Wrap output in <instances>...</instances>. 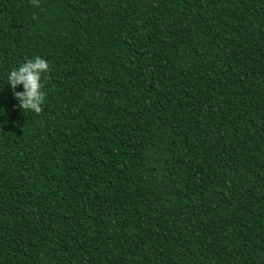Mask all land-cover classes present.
I'll list each match as a JSON object with an SVG mask.
<instances>
[{"label":"trees","instance_id":"1","mask_svg":"<svg viewBox=\"0 0 264 264\" xmlns=\"http://www.w3.org/2000/svg\"><path fill=\"white\" fill-rule=\"evenodd\" d=\"M0 264H264V0H0Z\"/></svg>","mask_w":264,"mask_h":264},{"label":"clouds","instance_id":"2","mask_svg":"<svg viewBox=\"0 0 264 264\" xmlns=\"http://www.w3.org/2000/svg\"><path fill=\"white\" fill-rule=\"evenodd\" d=\"M40 0H31L33 6H38ZM51 68L46 59L36 56L34 59H27L18 68H13L8 73V85L13 90V96L19 101L20 107L25 113L32 111L36 114L43 112V105L46 99L44 83L47 80ZM23 86V91H16L18 86Z\"/></svg>","mask_w":264,"mask_h":264}]
</instances>
